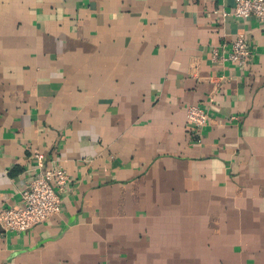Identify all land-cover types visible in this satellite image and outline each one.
I'll use <instances>...</instances> for the list:
<instances>
[{
    "label": "crops",
    "instance_id": "obj_1",
    "mask_svg": "<svg viewBox=\"0 0 264 264\" xmlns=\"http://www.w3.org/2000/svg\"><path fill=\"white\" fill-rule=\"evenodd\" d=\"M233 6L0 0V209L68 175L57 214L0 228V264H264V29Z\"/></svg>",
    "mask_w": 264,
    "mask_h": 264
},
{
    "label": "built area",
    "instance_id": "obj_2",
    "mask_svg": "<svg viewBox=\"0 0 264 264\" xmlns=\"http://www.w3.org/2000/svg\"><path fill=\"white\" fill-rule=\"evenodd\" d=\"M226 15L227 13H223ZM230 14L235 19H248L250 17L264 29V0H234ZM217 57L216 52L213 54ZM251 55L244 36L239 34L220 56L222 62H231L238 66L244 65ZM186 120L193 130L199 131L207 124L208 113L199 106L191 105L186 109ZM38 165L43 163L42 154L34 153ZM68 182V175L64 168L53 166L40 169L31 176L19 192L16 205L0 209V228L3 232H23L40 224L61 208V199L58 191Z\"/></svg>",
    "mask_w": 264,
    "mask_h": 264
}]
</instances>
